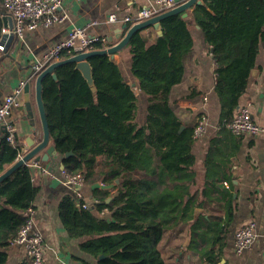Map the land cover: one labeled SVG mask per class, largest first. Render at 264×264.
Wrapping results in <instances>:
<instances>
[{
	"label": "trees",
	"instance_id": "obj_1",
	"mask_svg": "<svg viewBox=\"0 0 264 264\" xmlns=\"http://www.w3.org/2000/svg\"><path fill=\"white\" fill-rule=\"evenodd\" d=\"M202 1L194 9L193 24L210 47L221 104L218 134L210 139L202 170L193 148L194 130L205 114L185 124L170 102L172 90L184 79L185 57L194 48L191 22L181 14L162 20L156 40L142 30L129 41L133 77L150 99L143 125L137 121L138 97L111 56L88 59L95 93L74 64L57 67V80L52 75L43 78L50 139L63 172L81 175L85 186L93 188L88 208L73 195L62 198L61 223L70 238L83 239L81 251L97 264H167L161 243L177 228L186 231L190 261L223 262L237 210L231 166L242 138L232 134L228 124L257 67L264 42V0ZM6 15L0 0V40ZM111 45L105 38L94 50ZM70 56L62 54L61 59ZM194 95L191 90L184 99ZM23 148L17 136L15 143L5 137L0 174ZM69 152L73 155L67 156ZM40 178L28 163L0 183V264H7V249L26 224V212L34 209L43 186ZM101 182L108 189L95 187ZM197 209L202 210L198 218ZM107 212L111 217L105 218Z\"/></svg>",
	"mask_w": 264,
	"mask_h": 264
},
{
	"label": "crops",
	"instance_id": "obj_2",
	"mask_svg": "<svg viewBox=\"0 0 264 264\" xmlns=\"http://www.w3.org/2000/svg\"><path fill=\"white\" fill-rule=\"evenodd\" d=\"M151 4L152 0H65L61 12L66 14L67 18L63 23L50 27L39 26L33 31L26 32L22 39L14 38L9 48L0 54V105L21 83L30 84L29 101H25L24 94L18 96L19 106L12 108V113L7 119V122L14 127L16 136L23 143L24 148L25 140L32 133H36L37 141L43 138L35 99L34 63L42 59L50 48L65 40L72 28H86L90 38L108 40L111 37L114 38L119 29L125 26L121 22L122 19L133 16ZM194 9H190L188 14L194 16ZM111 14H116L120 22L108 23L106 20ZM193 20L191 33L194 37V48L185 57L184 79L172 90L170 102L185 124H191L198 113L205 114V121L208 124L206 132L202 138L196 140L193 148L197 168L202 170L210 139L218 134L221 104L215 93V63L210 47L203 32L193 24ZM147 30L148 38L151 41L156 40L158 35L155 30L153 28ZM126 32L127 30H124L122 36ZM114 60L119 64L129 85L131 87L135 85L133 91L138 97V103L146 97L144 99L148 105L150 99L142 94L131 71L130 49L127 47L115 54ZM255 70L257 74L255 77L251 76L247 92L241 97L239 107L251 105L254 120L263 125L264 42ZM191 90H194L196 95L191 100H185V96H188ZM144 123L145 121L139 125ZM6 136L7 130L6 133H0V148ZM236 136L242 137L240 149L231 166L233 183L238 184L235 190L237 210L227 237L222 264H264V134ZM55 160L56 165L53 168L50 162L41 163L37 167L33 166L35 175L41 177L43 184L35 199L33 220L36 229L43 237L44 264H97L93 257L81 251L80 244L83 239L70 238L61 223L59 204L64 196L69 194L75 196L76 191L65 183V174L61 169V159L58 155ZM43 168L48 172L44 173ZM95 187L108 189L100 183ZM92 190V187L87 186L83 190L86 203H92ZM104 216L111 217L108 212ZM252 221L256 223V237L253 245L243 254L237 255L236 234ZM187 243L186 231L182 228L166 234L161 243V250L167 264H202L190 261V256L186 252ZM7 251V264H23L29 260L23 247L11 244Z\"/></svg>",
	"mask_w": 264,
	"mask_h": 264
},
{
	"label": "built area",
	"instance_id": "obj_3",
	"mask_svg": "<svg viewBox=\"0 0 264 264\" xmlns=\"http://www.w3.org/2000/svg\"><path fill=\"white\" fill-rule=\"evenodd\" d=\"M8 15L12 19V30L3 28L2 33L13 34L15 38L22 39L26 32L33 31L39 26L50 27L55 24H61L67 18L66 14L61 12L65 0H2ZM177 6L175 0H152L149 7L139 10L133 16H127L121 20L130 28L131 26L153 18L161 13L169 11ZM108 23H118L120 19L116 14L108 16ZM102 39L90 38L86 28L74 27L70 30L68 37L57 45L53 46L43 56L42 59L36 61L33 65L36 77L50 64L61 59L62 54L71 56L94 50V44ZM7 43L0 40V51H6ZM25 83H21L13 93L5 98L0 105V123H5L7 127V140L15 143L16 131L7 119L12 113L13 107H18L17 97L24 94ZM207 121L203 119L198 123L194 130L195 140L202 138L207 129ZM228 129L236 135H252L258 136L264 134V124H258L253 117L252 106H240L232 121L228 124ZM22 157L19 156L18 159ZM17 159V160H18ZM31 166L37 167V162H29ZM44 173L47 169L43 168ZM64 173V172H63ZM65 183L74 188L75 197L78 200H84L83 190L85 182L81 175L67 176L65 175ZM101 186L104 184L101 182ZM227 185V184H226ZM84 208H88L85 203ZM33 209L26 212L27 221L23 228L19 231L17 237L12 241V245L23 247L30 264H44V241L40 232L36 229L33 220ZM256 237V223L250 222L243 226L236 234L235 249L237 255L243 254L250 249Z\"/></svg>",
	"mask_w": 264,
	"mask_h": 264
},
{
	"label": "water",
	"instance_id": "obj_4",
	"mask_svg": "<svg viewBox=\"0 0 264 264\" xmlns=\"http://www.w3.org/2000/svg\"><path fill=\"white\" fill-rule=\"evenodd\" d=\"M177 6L169 11L161 13L153 18H150L146 21L137 23L130 28L127 25L123 26L122 29H119V32L116 33L114 38H109L108 42L112 45L108 46L102 50H92L84 53H79L69 58L60 59L49 66H47L35 79V99L36 104L39 112V117L41 121L42 131H43V138L41 141L36 140V133H32L29 137L25 140V148L23 150L24 155L16 160V162L7 168L2 174H0V183L3 182L7 177L14 173L19 167L22 165L28 164L29 162H37L38 164L41 163H48L52 164V168L56 165V156L57 151L54 145H50V131L49 125L47 121L46 109L45 104L43 101V78L47 75H52V77L57 80V76L55 74V69L59 66L65 64H74L75 69L80 71L84 79L87 81L91 90L95 93L97 88L93 81L92 76V69L91 65L88 62V59L94 55H108L114 59L115 54L119 53L120 51L124 50L128 47L129 41L131 37L138 31L147 30L153 28L158 36L162 34V27L161 22L167 17L181 14L183 19L187 22H191L194 19L193 15H189L188 12L192 8H196L198 6L203 5L202 0H175ZM3 27L5 29L12 30L13 23L10 16L3 17ZM198 27V26H197ZM128 28V29H127ZM199 28V27H198ZM124 30H127L126 34L122 36ZM14 35L9 33H3L1 42L7 43L6 50L9 48L10 44L14 40ZM116 42V43H115ZM257 71L254 70L252 72V77H255ZM135 85L132 86L134 88ZM24 97L25 101H29L30 97V84L27 83L24 88ZM185 126L181 128L183 130ZM7 127L6 125L0 123V133H6ZM73 155L72 152L67 153V156ZM61 169L64 171V166L61 162ZM120 183V180L117 181ZM235 190H237V182H234ZM202 213V210L197 209L195 212V217L198 218L199 214ZM105 256H100L99 260L104 259Z\"/></svg>",
	"mask_w": 264,
	"mask_h": 264
},
{
	"label": "rangeland",
	"instance_id": "obj_5",
	"mask_svg": "<svg viewBox=\"0 0 264 264\" xmlns=\"http://www.w3.org/2000/svg\"><path fill=\"white\" fill-rule=\"evenodd\" d=\"M146 97H143V99H141L138 103V110H137V121L138 123H142L143 121L146 120V115H147V102L146 99H144ZM145 102H146V106H145ZM24 155V152L22 153V156Z\"/></svg>",
	"mask_w": 264,
	"mask_h": 264
}]
</instances>
